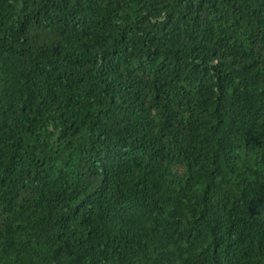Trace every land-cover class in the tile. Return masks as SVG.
<instances>
[{
	"label": "trees",
	"instance_id": "trees-1",
	"mask_svg": "<svg viewBox=\"0 0 264 264\" xmlns=\"http://www.w3.org/2000/svg\"><path fill=\"white\" fill-rule=\"evenodd\" d=\"M0 264H264V0H0Z\"/></svg>",
	"mask_w": 264,
	"mask_h": 264
}]
</instances>
